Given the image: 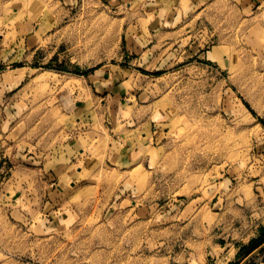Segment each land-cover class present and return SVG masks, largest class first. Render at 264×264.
I'll use <instances>...</instances> for the list:
<instances>
[{
    "label": "rangeland",
    "instance_id": "obj_1",
    "mask_svg": "<svg viewBox=\"0 0 264 264\" xmlns=\"http://www.w3.org/2000/svg\"><path fill=\"white\" fill-rule=\"evenodd\" d=\"M193 1L0 0V264H155L161 205L209 197L224 173L264 175V0ZM48 17L56 36L33 39L53 61L64 52L63 74L24 56ZM130 30L162 60L88 97L78 74L114 75ZM13 64L35 67L15 82ZM130 116L156 145L143 172L124 184L110 173L90 202L48 194L45 150Z\"/></svg>",
    "mask_w": 264,
    "mask_h": 264
},
{
    "label": "crops",
    "instance_id": "obj_2",
    "mask_svg": "<svg viewBox=\"0 0 264 264\" xmlns=\"http://www.w3.org/2000/svg\"><path fill=\"white\" fill-rule=\"evenodd\" d=\"M56 18L48 17L46 21L40 19L43 22L34 21L28 33L31 38H27L32 43L31 49L24 56L39 59V63L51 57V54L40 52L41 47L33 38L36 35H48L49 38L56 36L55 32H51L55 31V23L52 22ZM150 31L159 34L172 33L164 30ZM132 32L134 33L131 30L123 33L122 56L119 57L122 58V63L114 64L117 67L114 75H109L102 68L78 74L81 83L84 82L87 86L85 93L88 97L91 96L89 87L92 90V87L97 89L104 84H115L118 81L116 76H124L121 83L126 82L134 67L158 66V61L162 58L156 56L154 48H144L143 43L126 39L128 35L146 33L142 34L139 30ZM56 54L58 57L53 58L54 61L50 58L52 70L63 74L65 63L61 60L64 52L59 51ZM12 67L15 82H18L35 66L13 64ZM120 69L123 70L122 74ZM19 73L21 75L18 78ZM130 105L132 102L128 104ZM135 118L130 116L123 119L122 125L116 129L115 126L113 129H94L88 125L80 129L76 127L66 139L45 150L40 161L42 168L39 170L48 181V194L57 196L65 193L68 200L71 197H87L90 202L89 197L98 199L105 194L97 186L106 176L109 179L110 173L116 176L113 178H117L120 184H124L130 182L131 169L137 168L143 172L145 164L150 160L148 148H156V145L153 140L150 145L147 133L141 130L144 128L143 122L140 121L138 126L140 122H135ZM79 119L80 117H76V120ZM154 132H150L151 137ZM211 182L210 196L202 197L195 204L176 198L161 205V211L156 216L166 217L158 219L165 235L160 237V241L156 236L155 264H234L240 257L245 256L240 254V249L260 236L264 230V175L249 172L235 175L224 173L222 177L212 179ZM60 217L62 222L57 223L64 224V217ZM256 264H264V255Z\"/></svg>",
    "mask_w": 264,
    "mask_h": 264
},
{
    "label": "trees",
    "instance_id": "obj_3",
    "mask_svg": "<svg viewBox=\"0 0 264 264\" xmlns=\"http://www.w3.org/2000/svg\"><path fill=\"white\" fill-rule=\"evenodd\" d=\"M264 241V230H262V232L260 233V236L254 240L253 242H251L250 244L242 247L240 249V254L242 255H246L248 254V252H250L251 250H253L255 247H257L259 244H261ZM264 255V251L261 252V254H259L254 260H252L249 264H256L259 260L262 259ZM237 264V263H234Z\"/></svg>",
    "mask_w": 264,
    "mask_h": 264
},
{
    "label": "water",
    "instance_id": "obj_4",
    "mask_svg": "<svg viewBox=\"0 0 264 264\" xmlns=\"http://www.w3.org/2000/svg\"><path fill=\"white\" fill-rule=\"evenodd\" d=\"M264 250V241L251 250L238 264H248L252 261L259 253Z\"/></svg>",
    "mask_w": 264,
    "mask_h": 264
}]
</instances>
